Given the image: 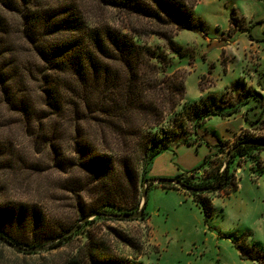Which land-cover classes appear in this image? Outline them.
Masks as SVG:
<instances>
[{"label":"trees","instance_id":"obj_1","mask_svg":"<svg viewBox=\"0 0 264 264\" xmlns=\"http://www.w3.org/2000/svg\"><path fill=\"white\" fill-rule=\"evenodd\" d=\"M197 1L0 0V236L24 248L50 244L46 252L67 247L54 264H141L130 237L108 227L95 237L92 225L114 219L105 215L137 210L135 198L148 181L152 159L173 145L199 143L198 128L208 116L219 115L197 114L192 105L194 112L183 116L177 108L184 101V73L167 74V56L143 41L148 30L177 50L173 32L203 28L193 15ZM105 10L125 15L127 23L99 20ZM132 20L150 27L145 31ZM22 52L28 54L24 61ZM11 122L31 147L30 159L17 154L1 132ZM221 146L176 177L181 187L158 186L187 193L205 218L210 216L209 195L228 197L238 189L232 161L247 159L258 166L264 137L237 136L227 151L230 160L219 165ZM43 153L46 168L37 159ZM208 169L201 182L185 178ZM59 195L72 201L64 217L53 207ZM90 214L98 215L54 242ZM144 219L143 212L138 220ZM40 233L44 236L37 240ZM234 246L241 260L264 264L263 247L244 240ZM119 247L133 252L127 257Z\"/></svg>","mask_w":264,"mask_h":264},{"label":"rangeland","instance_id":"obj_2","mask_svg":"<svg viewBox=\"0 0 264 264\" xmlns=\"http://www.w3.org/2000/svg\"><path fill=\"white\" fill-rule=\"evenodd\" d=\"M100 15L99 20L111 24L121 18L124 24L128 20L113 10ZM193 15L203 21V28L173 32L177 50H170L165 41L151 36L147 30L149 23L134 20L132 23L147 30L143 34L147 45L167 56V74L184 73V101L177 110L187 117L194 112L192 105H195L197 114L213 111L219 115L208 116L198 128L199 143L192 137L193 143L173 145L152 159L145 174L149 182L142 184L135 198L139 209L141 192L148 187L143 221H98L91 232L99 237L108 227L124 233L138 245L139 252L126 247H119V251L127 257L132 252L138 253L137 261L141 264H259L241 260L234 244L244 240L248 245L256 243L264 248V151L256 156L258 166L247 159L231 160L238 189L228 197L209 195L213 211L206 218L187 193L158 186L178 188L176 185L152 183L191 172L217 152L218 144L223 146L217 157L219 165L227 163L230 160L227 151L237 136L264 137V0H198ZM27 56L22 52L19 58L24 61ZM236 109L237 113L228 115ZM256 119L257 123H249ZM1 132L9 135L17 154L29 158L31 147L17 125L11 122V127ZM37 156L46 168V154ZM210 170L185 178L198 183ZM30 181L32 186L35 180ZM57 197L60 201L53 203V207L57 206L64 217L71 211L72 201L66 195ZM43 236L44 233L37 234L36 239ZM81 243L79 235L73 246L79 248ZM4 246L0 245V264H54L68 251L62 247L38 255H23Z\"/></svg>","mask_w":264,"mask_h":264},{"label":"water","instance_id":"obj_3","mask_svg":"<svg viewBox=\"0 0 264 264\" xmlns=\"http://www.w3.org/2000/svg\"><path fill=\"white\" fill-rule=\"evenodd\" d=\"M149 181H146L145 183H147ZM152 183H160V184H164V183H168V184H174L177 187H181V183L177 180V179H172V180H153ZM144 188V186H143ZM141 197H142V202L140 204V207L137 211V213L134 214H117V215H105L106 217H110V218H114V219H124V220H133V219H138L141 217L142 213H143V208L145 206V189L142 190L141 192ZM98 214H90L86 217H84L83 219H81L77 224L73 225L69 230H67L65 233H63L62 235H60L59 237H57L55 241L62 239V238H66L69 237L71 235H73L76 230L78 229V225L79 224H83L88 220L93 219L94 217H96ZM0 243L7 246L8 248L14 250V251H19V252H29V253H38V252H43L45 250L48 249V246H43V247H34V248H24V247H20L17 245L12 244L8 239H6L5 237L0 236Z\"/></svg>","mask_w":264,"mask_h":264},{"label":"crops","instance_id":"obj_4","mask_svg":"<svg viewBox=\"0 0 264 264\" xmlns=\"http://www.w3.org/2000/svg\"><path fill=\"white\" fill-rule=\"evenodd\" d=\"M176 191H177V190H176ZM178 192L182 193L183 191H178Z\"/></svg>","mask_w":264,"mask_h":264}]
</instances>
